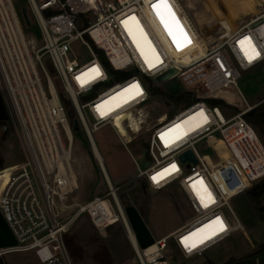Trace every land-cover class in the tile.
Returning a JSON list of instances; mask_svg holds the SVG:
<instances>
[{
	"label": "built area",
	"instance_id": "2783aa9c",
	"mask_svg": "<svg viewBox=\"0 0 264 264\" xmlns=\"http://www.w3.org/2000/svg\"><path fill=\"white\" fill-rule=\"evenodd\" d=\"M25 1L27 14L41 35V46L25 36L13 1L0 0V91L23 151L21 162L0 170V214L14 240L12 245H0V264H6L7 255L26 252L34 253L37 264H71L63 237L81 217H86L101 237L119 225L135 257L131 259L134 264H182L203 258L234 234L245 235L230 203L239 194L251 197L252 185L264 179V144L244 118L252 107L240 98L237 82L242 73L264 64V13L254 15L234 31L225 27L220 39L204 42L180 0H169L192 41L177 50L156 21L151 7L155 0ZM175 10L186 16L188 27ZM132 16L151 47L139 38L134 22L123 23ZM244 37H250L260 52L251 63L239 44ZM198 46L203 53L198 54ZM244 47H249L247 42ZM79 49L87 51L88 62L76 53ZM93 68L97 71L89 72ZM170 72L173 74L162 84L155 82ZM57 81L69 107L57 90ZM171 81L195 101L187 107L156 103L152 90ZM133 85L138 86L139 95ZM230 92L236 102L223 98ZM212 100L239 111L226 117L209 104ZM70 110L104 186L101 194L84 204L71 198L80 188L72 162ZM138 113H142L138 126L127 138L122 130L130 126L124 124ZM185 118L187 122L180 125ZM174 123L179 126L168 130ZM107 126L137 170L136 177H127L122 183L113 182L103 160L94 155L97 146L92 135ZM138 140L144 144L140 164L127 149ZM204 142L210 145L214 161L197 151ZM187 152L192 153L195 163L179 160ZM142 182L153 191L176 186L191 214L185 225L145 247L137 243L121 202L123 187L128 191L141 189ZM200 196H204L203 201ZM217 218L225 231L200 243L218 229V224H212ZM193 232L197 233L194 237ZM185 237L190 239L185 241ZM192 243L197 246L191 248ZM251 264L261 263L254 259Z\"/></svg>",
	"mask_w": 264,
	"mask_h": 264
},
{
	"label": "rangeland",
	"instance_id": "374dc122",
	"mask_svg": "<svg viewBox=\"0 0 264 264\" xmlns=\"http://www.w3.org/2000/svg\"><path fill=\"white\" fill-rule=\"evenodd\" d=\"M12 1L21 20V11L27 12L28 10L27 3L25 0ZM180 2L204 42L213 41V34L219 28L226 27L227 30H236L250 21L253 14L257 13L260 8L256 0H180ZM176 14L181 23L188 27L186 16L178 11ZM28 18L29 27L25 26L23 20L21 21L23 32L28 40L41 46V35L37 26L29 15ZM168 39L170 40V36ZM171 44L173 49L174 46L176 48L173 42ZM198 52L203 53L201 46H198ZM76 53L83 62L90 60L86 50L79 49ZM46 62L47 60L44 59L43 63L46 64ZM56 87L61 98L65 100L58 81ZM162 87L170 94H176L182 90L176 81L167 82ZM237 88L241 96L239 97L245 101V106L253 107L264 102V64L242 73L237 82ZM223 98L231 102H236L237 99L232 92L223 95ZM3 99L6 104L4 96ZM154 101L158 104L164 102L158 97ZM238 111L237 107H230L226 112V117H231ZM74 117L71 111L67 112L71 125H73ZM92 137L103 160V166L113 182L122 183L127 177H136L135 165L110 127L97 130ZM261 142L264 144V140ZM127 149L135 161L140 164L144 149L142 141L130 143ZM197 151L207 160H215L208 143L198 145ZM0 157L3 160V168L21 162L23 158L20 137L13 120L10 125H7V129L0 126ZM72 162L80 191L71 198L81 204L90 202L95 195L102 193L104 186L81 130L73 131ZM255 184L252 186L254 187ZM121 192L123 208L140 247H145L152 241L173 233L185 225L191 217L183 197L174 185L161 191L141 190L139 187L128 191L127 187H123ZM259 201L264 207V201ZM142 206L145 208L144 213L141 210ZM230 206L243 224L245 235L234 234L226 242L206 252L203 258L184 261L182 264H207V261L213 264H223L231 257L241 258L253 254L264 246V222L257 219L246 194L236 196ZM7 239L13 243L9 236ZM63 240L71 264H134L131 263V259L135 257L119 225L108 229L107 236L101 237L87 218L81 217L71 225ZM254 259H258L262 264L264 254L254 256ZM5 262L6 264H37V259L33 252L15 253L7 255Z\"/></svg>",
	"mask_w": 264,
	"mask_h": 264
},
{
	"label": "trees",
	"instance_id": "16d2710c",
	"mask_svg": "<svg viewBox=\"0 0 264 264\" xmlns=\"http://www.w3.org/2000/svg\"><path fill=\"white\" fill-rule=\"evenodd\" d=\"M99 57H100V60L105 64V59L103 58V56L100 54ZM152 95L162 99L164 103L166 104H176L182 107H187L195 101L192 95L184 92L183 90L179 91L176 94H170L162 86L154 88L152 90ZM63 102L66 107H69L68 101L63 100ZM209 104L211 106L218 107L225 116H226L227 110L230 109L229 106H227L224 102L220 100H212L210 101ZM71 112L72 114H74L73 111ZM244 118L253 127L257 136L261 140H264V128H262L264 127V123H262L261 121L262 118H264V106L255 108L253 111L246 114ZM11 122L12 120L9 116L7 106L4 102L2 93L0 91V126H4L7 129V125H10ZM2 169H3V160L0 157V170ZM248 200L257 216V219L260 222H264V207H262V204L259 201V200L264 201V179H261L258 182H256V184L253 187L252 196L249 197ZM121 202H122V196H121ZM141 210H142V213H144L145 211L144 206L141 207ZM262 254H264V246H261L253 254H250V255H247L241 258L231 257L223 264H251L254 256L262 255ZM207 264H213V263H211L210 261H207Z\"/></svg>",
	"mask_w": 264,
	"mask_h": 264
},
{
	"label": "snow or ice",
	"instance_id": "6c2138e0",
	"mask_svg": "<svg viewBox=\"0 0 264 264\" xmlns=\"http://www.w3.org/2000/svg\"><path fill=\"white\" fill-rule=\"evenodd\" d=\"M153 11L155 12L156 16L158 17L161 25H163L165 31L168 33V35L172 38V42L176 45L177 50H182L184 47L190 45L192 41L188 37L187 33L184 31V29L180 26L179 21L176 18V15L174 11L172 10L169 0H155V3H152L151 5ZM129 20L134 22V25L139 33V38L141 40H144L149 47H151V41L148 40L147 34L144 32L143 28L140 27L139 21H137L135 16L129 17L128 20H125L123 23L127 26ZM129 33L133 34L132 29H129ZM134 40H136V36L133 35ZM137 46L139 47V41L136 40ZM248 43L249 47L245 48V43ZM239 44L242 47V50L245 53V56L247 57L248 61L251 63L253 60L257 59L260 56V52L256 50L255 46L251 44V38L250 37H244L242 40L239 41ZM154 51V50H153ZM97 70L95 68L89 69V72H96ZM87 75V73L85 74ZM77 79H80V77H77ZM132 88H137V95H139V90L137 85L131 86ZM163 138V137H162ZM172 168H175V165L171 166ZM165 172L168 171V169L164 170ZM158 175L163 176V173H159ZM152 179L155 181L157 179L156 176H153ZM199 195V193H198ZM208 198L211 199V194H208ZM200 199L203 201L204 196H200ZM205 207H207V204H205ZM212 224H218V229H215L211 231L209 234L204 236L199 242L203 243L205 239H211L213 236L217 235L218 232L225 231L224 224L217 218V220L213 221ZM205 228H211V225H205ZM197 232H204V229H198ZM197 233L193 232L191 233V236H196ZM190 237H185L184 240L188 241ZM197 245L196 243H192L190 245L191 248H195ZM185 247H189L188 244H185Z\"/></svg>",
	"mask_w": 264,
	"mask_h": 264
},
{
	"label": "bare ground",
	"instance_id": "6f19581e",
	"mask_svg": "<svg viewBox=\"0 0 264 264\" xmlns=\"http://www.w3.org/2000/svg\"><path fill=\"white\" fill-rule=\"evenodd\" d=\"M155 18H156V21L158 22V25L161 27V30L163 31L165 38L169 41V39H168V38H169V35H168V33L165 31L163 25H161V23H160L158 17L156 16V14H155ZM223 32H224V28H219V29L215 30V32H214V34H213V39H214V40H218V39H220L221 36L223 35ZM170 40H171V37H170ZM198 54H199V52H198ZM141 115H142V113H138L137 115H134L133 117L130 116L129 119H128V120L126 121V123L124 124L125 126H128V127L130 126L129 129L126 128L125 130H124V129L122 130L123 134H124L127 138L129 137V135L132 134L133 130H134L135 128H137V126H138L137 121L139 120V118L141 117ZM187 120H188V119L185 118V119H183L179 124H180V125H183V124H185V123L187 122ZM135 122H136V123H135ZM129 124H130V125H129ZM179 124H178V123H174L172 126H170V127L168 128V130H174L176 127L179 126ZM123 128H124V127H123ZM94 155H95V157H96L100 162H102L101 156H100L99 152L97 151V149L94 150ZM131 234H132V233H131ZM132 239L134 240L133 234H132Z\"/></svg>",
	"mask_w": 264,
	"mask_h": 264
},
{
	"label": "water",
	"instance_id": "95a60500",
	"mask_svg": "<svg viewBox=\"0 0 264 264\" xmlns=\"http://www.w3.org/2000/svg\"><path fill=\"white\" fill-rule=\"evenodd\" d=\"M21 17H22V20H23L25 26L29 27V26H30V20H29V18H28V14H27V12L24 11V10H22V11H21ZM172 74H173V72H170L168 75H166V76H164V77L157 78V79L155 80V82H156L157 84H162V83H163L164 81H166V80H167ZM73 130H74L75 132L79 130V128H78V124H77L76 121L73 122ZM179 160H180L181 162H186V161H191V162H193V163L196 162L191 152H187V153L181 155L180 158H179ZM146 166H147V164L144 162V155H143V157H142V167L145 168ZM141 189H142V190H145V189H146V183H145V182H142V183H141Z\"/></svg>",
	"mask_w": 264,
	"mask_h": 264
},
{
	"label": "crops",
	"instance_id": "0c3cea01",
	"mask_svg": "<svg viewBox=\"0 0 264 264\" xmlns=\"http://www.w3.org/2000/svg\"><path fill=\"white\" fill-rule=\"evenodd\" d=\"M257 4L260 6L259 10H257V13L253 14L254 15H258L260 13H264V0H256ZM8 236L11 238V240L14 243V240L0 214V245L1 246H9L12 245L13 243L10 241H8Z\"/></svg>",
	"mask_w": 264,
	"mask_h": 264
},
{
	"label": "flooded vegetation",
	"instance_id": "af4514ba",
	"mask_svg": "<svg viewBox=\"0 0 264 264\" xmlns=\"http://www.w3.org/2000/svg\"><path fill=\"white\" fill-rule=\"evenodd\" d=\"M261 106H264V102H261V103H259V104H257L256 106H253L252 107V109L249 111V112H251V111H253L255 108H258V107H261ZM248 112V113H249ZM262 123H264V118H262ZM262 128H264V127H262Z\"/></svg>",
	"mask_w": 264,
	"mask_h": 264
}]
</instances>
